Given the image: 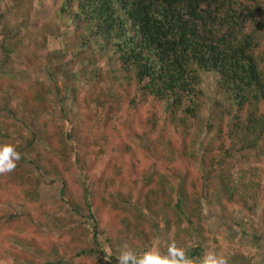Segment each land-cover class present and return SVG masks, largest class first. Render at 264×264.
Masks as SVG:
<instances>
[{"label": "trees", "instance_id": "1", "mask_svg": "<svg viewBox=\"0 0 264 264\" xmlns=\"http://www.w3.org/2000/svg\"><path fill=\"white\" fill-rule=\"evenodd\" d=\"M18 3L26 16L35 10L36 17L59 26L55 39L59 50L51 55H58L60 67L68 61L77 67L75 72L60 68L70 75L68 84L59 72L60 87L54 63L48 67L52 69L48 80L39 86L26 83L25 66L14 71V57L29 46L19 25L12 23L15 18L2 6ZM8 72L13 79L7 80L0 103L5 104L1 98L6 97L15 104L7 111L15 122L11 125L23 123L21 118L31 124V118H46L43 126L34 124L45 131L42 143L47 155L35 154L34 134L26 144L16 139L6 143L15 147L21 159L14 171L0 175V261L102 264L107 257L117 264L121 237L142 242L149 228L158 230L156 219L161 218L168 228V214L175 220L170 227L185 224L196 231L205 221V206L224 200L225 205L240 204L247 216L253 214L255 197L240 189L246 187L245 177L251 178L257 166L264 165V0H0V74L10 78ZM75 77L84 84L78 87ZM79 90L95 95L93 110L88 101L79 100ZM62 92L64 97L57 101L60 111L64 113L66 107L92 111L88 121L95 117L96 127L107 128L112 117H131L130 124L119 126L124 146L108 144L96 134L93 140L85 137L79 132L85 127L82 120L68 127L65 121L49 119L46 112L55 104L53 97ZM141 114L146 133L138 135L133 125ZM109 130L114 140L120 136L116 124ZM166 131H175L167 149L181 166L171 168L158 161ZM129 144L144 153L147 164L143 168L130 159ZM106 156L104 169L96 175L97 162ZM190 163H198L203 174L193 173ZM115 168L112 178L105 181L109 199L99 196L97 201L93 189ZM119 169L126 173L132 189L126 195L116 183ZM66 177L79 192L75 201L65 199ZM41 184L58 188L64 215L42 217L45 205L36 194ZM15 188L32 194L27 206L3 197ZM248 198L251 205H247ZM109 211L119 214L105 221ZM48 221L50 225L43 227ZM22 231L33 236H21ZM249 235L253 241L258 238L255 231ZM37 236L40 245L29 246ZM203 239L204 234L182 239V248L192 260L200 262L205 254ZM193 242L198 243L196 247L191 246ZM24 246H43L45 263L24 253ZM138 250L139 254L146 251L145 242ZM231 257L229 263L237 259Z\"/></svg>", "mask_w": 264, "mask_h": 264}, {"label": "rangeland", "instance_id": "2", "mask_svg": "<svg viewBox=\"0 0 264 264\" xmlns=\"http://www.w3.org/2000/svg\"><path fill=\"white\" fill-rule=\"evenodd\" d=\"M19 7H20L19 3L18 5L4 7V8L2 6V10L9 11L11 18H15L14 21H12V23H16L17 25H19V28L22 31L21 37L29 46L27 50L23 51V53H20V56L14 57L13 59L14 71L17 73L21 71L22 67L25 66L28 69V77H29V80H26V83L30 82L32 85L35 82V85L39 86L40 81L45 82L48 80V75H47L49 73L48 70H52L48 67L51 63H54L53 73H55V75L57 76L56 79L59 80L58 78H60L59 76H61L60 74H62L66 79L65 80L66 84H68L71 80V77L70 75L68 76L62 71L60 72L59 71L60 68L62 67L66 71H69V69L72 68L75 72L77 71L76 70L77 67L69 61L65 63L62 62L63 65H61L60 67L58 62L59 60L56 58L58 55L56 56L51 55L52 51L59 50V44H57V40H55L57 39L56 36L60 33V31L58 30L59 26L52 25L50 23V19L44 20L41 18V16L36 17L35 10H33L30 14H27L26 16L25 12L22 11ZM44 28H46L47 30L46 37L43 36ZM98 66L101 67V62L98 64ZM8 75L10 78L5 79L3 78V75L0 74V97L1 95H3L5 86L8 84L7 80L10 83L11 82L10 80L13 79V77L10 76L9 72ZM74 79L77 81L78 87H80L79 85L83 83V80L81 78L78 79V77H75ZM61 82L63 83V81H60L59 83L60 87L62 86ZM22 85H24V83L20 81L19 86ZM87 86L88 85H85L84 87L89 88ZM84 91L87 90H83V91L79 90L78 93L79 100L88 101L91 109L93 110L95 106L94 105L95 100H93L92 97L95 95H91V93H84ZM63 92L58 98H56V96L53 97V99L56 100L55 104L53 105L52 110H48L46 112V115L51 116V117L48 116L49 119H54V122L65 121L68 127L82 120V122H86V123L84 124L85 127L79 128V132H82L84 136L85 135L88 136L90 140H93L94 135L96 134L98 136L100 135L104 137L105 142L108 144L115 143L120 147L124 146L121 144V142L125 138L123 133L124 131L122 128H119V126L120 123H123L124 126L130 124V121L132 119L131 117H124V119L123 118L117 119V116L112 117L114 121L110 122V124H107V128L99 127V126L96 127L94 126L95 124L94 116H93L94 119L92 121H88L92 117L91 114L93 113L92 111L90 113L89 111H87V109L86 110L82 108L72 109L71 107L70 109H68V107L64 109L66 113L65 112L62 113L60 111L58 106L59 104L57 101L59 99H62V97H64L65 94ZM69 97L72 98L71 95H69ZM1 100H4L5 104L6 103L7 104L5 105L0 103V144L4 145L7 142L9 143L10 141H13V139H16L22 142L23 144H26L25 142H28L29 139L32 138V134H34L36 137L35 140H37L34 146L35 154H40L44 156L47 155V151H45L46 149L44 148V145L42 143L43 142L42 134H45V131L44 129L42 130L43 127L41 129L40 127L37 129L36 125L34 124L37 121L41 123V125L43 126V121H46V118L43 119L40 115L37 118L34 119L31 118L30 121L33 124H31L29 121L26 122L27 119L21 118L24 124L16 123L11 125V123L14 121L7 114V111L9 109H13L15 107V104L10 102L9 100L7 101L6 97L1 98ZM226 109L228 110L229 108L226 107ZM158 114L159 116H162V113L159 111ZM144 117H145L144 114L136 116L135 126L131 124L134 127L135 133L138 135H140L141 132L145 131L144 123H143L145 120ZM115 124H116V129H118L117 131L120 134L119 137H116V140L112 138L113 131L109 130V128L111 126H115ZM40 131L44 133H41ZM191 133H193V135L195 133L196 136L198 135L195 131H192ZM8 135H10V137H7ZM175 137H176L175 131L174 132L166 131V133L163 135L161 139L159 148L160 150H162L161 153L163 154L158 161L163 166H168L171 168L181 166L174 160L171 153L167 149L169 142H173ZM18 141L17 143L19 144ZM48 145L50 146L51 149L54 146V144H50V141ZM128 148L130 149L128 155L130 159H132L133 164L136 165L137 167L143 168V166L147 164V160L145 159L144 153L140 150L141 148L135 149L133 144H129ZM131 152H135V154H131ZM107 161L108 158L106 156L103 161L97 162V167L95 168L93 173H95L96 175H100V172L104 169ZM252 167L256 168L254 164H252ZM257 167L258 168H256V171L253 172V176H250L251 178L247 176L243 180L244 185H246V187L245 186L244 187L247 189L245 188L240 189L243 194H244L243 191L248 190V194H247L248 197L254 196L257 201L256 206L251 211V213H253L252 215L247 216L246 210L243 209V207L237 202L225 205L226 201L224 200L219 205L215 204L212 207L205 206L204 209L205 217L203 216L205 221L202 224H200L201 225L200 228L197 229L196 231V228L188 227L185 224H182L180 226L170 227V224H174L175 220L171 219L168 214L167 218L171 220L169 222L168 228L165 227L164 221L161 220L160 218V219H156V223L159 226L157 231H152L151 228H149L150 229L149 231L147 230L148 236L146 240L145 239L142 240V242H145L146 251L149 250L155 244L159 247L161 252H165L167 249V245L172 242H175V244L178 247L182 248V244H184L182 242V239L192 237V235L196 236L197 234H204L203 243L206 247L205 253L211 251L217 254H222L227 259L228 264H264V179L262 176V170H264V165L262 166L258 165ZM189 168L193 171V173L197 175L203 174V171L199 169L198 163H190ZM113 170H116V168L111 169V172H109V175L105 177L104 183L102 182L101 186L100 184L96 185L95 188L93 189L94 196L97 201H99V196L109 199L108 194L106 192L108 184H106L105 181H107V179L112 178V176L110 175L113 174ZM236 173L237 172L235 170L232 174L236 175ZM118 175L119 177L116 183L120 185V191L122 192V195H126L130 190H132L131 187L129 186V183L127 182L126 173L122 174L121 169H119ZM76 176L78 177L80 182H82V178L79 177V174H76ZM66 178L68 180V184H67L65 199L75 201L79 196V192L77 188L73 184H71L69 177ZM46 180H48V178H46ZM253 182L255 183V185H258V188L256 187L254 189L250 187L251 185L250 183ZM57 189L58 188H56L55 185H45V184L43 185L41 184L37 188L36 194L38 195L39 200L42 201L43 205H45L44 207L43 206L41 207L42 217L44 219H46L48 214H52L60 217L64 215L63 208H65V206L63 205L62 207V204L60 203L57 194L58 192ZM78 189L80 188L78 187ZM28 191L29 190H27L25 194L20 190H18L17 188H15L9 192L5 191L3 193V197L4 198L8 197L13 202H19L20 204L27 206L28 198L32 197V194H30ZM246 202L247 205H251L252 203L249 198L246 200ZM60 206L62 207V209L60 208ZM117 214L119 213L115 211H109V216L106 215L104 218L103 214L100 213V215L103 217L105 221H107L108 219H115ZM245 215L247 217H245ZM50 222L49 221L47 223L45 222V225L43 227L50 225ZM209 229H212L213 231L216 230L215 232L216 234L213 235L209 233ZM251 231H255L257 233L258 236L257 240L255 241L252 240V238L249 235V232ZM20 235L24 237H26V235L33 236V234L27 233L25 231L20 232ZM33 240L30 239L29 246H31L33 243H35L36 245H40V241H41L40 236L35 237V239ZM140 241H137L135 239L134 242H131L128 238L121 237L119 241L120 247L118 248V250L123 245L127 244L137 255H139L138 249L139 247H141V243H142ZM197 244L198 243L193 242L191 246L196 247ZM29 246H24L25 248H22L23 252L32 254L33 256L36 257L38 261H40L41 263H45L47 258L43 246L41 248L36 247L34 249L32 248L30 249ZM104 247L107 248L106 245ZM14 252L15 254L18 253L16 249L14 250ZM231 255L233 257H237V259H234L232 260L231 263H229L230 262L229 260L232 258ZM192 261L193 264H200V262L197 259H194ZM4 264H8V263L4 262ZM102 264H107V262L104 261Z\"/></svg>", "mask_w": 264, "mask_h": 264}, {"label": "clouds", "instance_id": "3", "mask_svg": "<svg viewBox=\"0 0 264 264\" xmlns=\"http://www.w3.org/2000/svg\"><path fill=\"white\" fill-rule=\"evenodd\" d=\"M20 159L21 154L16 151L13 145H0V175L14 171ZM105 251L108 256H111L109 248H106ZM105 261L110 264L107 257H105ZM116 261L117 264H193L186 249L178 247L175 242L169 243L165 252H161L159 247L154 244L149 250L139 255L125 244L118 250ZM0 264H4V262L0 261ZM200 264H228V261L222 254L210 251L200 258Z\"/></svg>", "mask_w": 264, "mask_h": 264}]
</instances>
